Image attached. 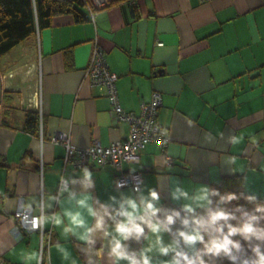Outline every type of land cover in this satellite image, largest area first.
Returning a JSON list of instances; mask_svg holds the SVG:
<instances>
[{"label": "crops", "instance_id": "0c3cea01", "mask_svg": "<svg viewBox=\"0 0 264 264\" xmlns=\"http://www.w3.org/2000/svg\"><path fill=\"white\" fill-rule=\"evenodd\" d=\"M80 10L84 22L57 15L0 60V262L23 264L19 250L38 246L39 232L15 231L20 200L55 193L63 172L80 175L64 167L65 145L53 137L66 134L87 148L128 133L105 90L85 77L95 44L119 76L126 111L139 113L154 91L163 94L158 123L169 134L166 152L152 142L138 163L125 165L160 190L162 203H170L169 178L217 185L247 176L264 197V0H114L106 7L89 0ZM38 101L43 116L34 134L26 119ZM87 168L102 201L117 194L111 167Z\"/></svg>", "mask_w": 264, "mask_h": 264}, {"label": "clouds", "instance_id": "9594fccd", "mask_svg": "<svg viewBox=\"0 0 264 264\" xmlns=\"http://www.w3.org/2000/svg\"><path fill=\"white\" fill-rule=\"evenodd\" d=\"M234 162V157L226 161ZM92 177L82 167L79 177L61 176L55 193L21 204L25 218L41 231L38 246L19 250L17 259L23 264H100L104 256L108 264H264V197L247 176L238 191L169 178V204L162 203L158 188L142 182L123 191L127 181L122 180L115 182L117 194L102 201Z\"/></svg>", "mask_w": 264, "mask_h": 264}, {"label": "built area", "instance_id": "2783aa9c", "mask_svg": "<svg viewBox=\"0 0 264 264\" xmlns=\"http://www.w3.org/2000/svg\"><path fill=\"white\" fill-rule=\"evenodd\" d=\"M93 1L98 7H106L114 0ZM201 1L208 2L211 0ZM85 77L89 80L91 86H97L105 90L113 112L119 120L128 125V133L125 138L112 142L109 146H104L98 140H94L87 148L74 147L66 134L53 137L54 142L60 141L65 145L64 167L71 166L73 169H81L88 166H108L115 171L116 181H127V186L130 187L135 182H142L143 184V174L139 171L126 170L125 165L138 163L140 153L152 142L157 143L161 150L166 152L170 143L169 134L158 123L159 110L164 104L163 94L160 91H154L151 101L141 104L139 113L126 111L119 102L117 91L119 76L109 69L105 51L99 44H95L93 47L89 64L85 70ZM35 107L41 121L43 116L41 102H36ZM62 176H65L64 172ZM21 204L22 200H20L15 211L16 233L22 234V230L40 233V228H33L30 217L25 218V211ZM0 264L7 263L1 261Z\"/></svg>", "mask_w": 264, "mask_h": 264}, {"label": "trees", "instance_id": "16d2710c", "mask_svg": "<svg viewBox=\"0 0 264 264\" xmlns=\"http://www.w3.org/2000/svg\"><path fill=\"white\" fill-rule=\"evenodd\" d=\"M89 0H0V60L26 39L37 35L41 29L50 27L55 16L71 14L75 22L87 20L80 10ZM27 128L37 133L39 114L29 113L26 119ZM242 176L235 175L223 178L213 185L222 191H238Z\"/></svg>", "mask_w": 264, "mask_h": 264}]
</instances>
